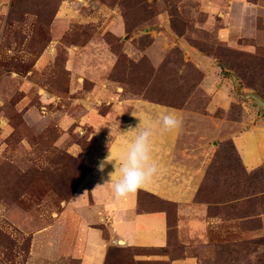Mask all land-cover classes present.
I'll use <instances>...</instances> for the list:
<instances>
[{
	"label": "rangeland",
	"instance_id": "1",
	"mask_svg": "<svg viewBox=\"0 0 264 264\" xmlns=\"http://www.w3.org/2000/svg\"><path fill=\"white\" fill-rule=\"evenodd\" d=\"M251 82L264 88V0H3L0 264H80L57 258L64 206L136 99L199 119L180 158L202 166L201 226L184 214L178 230L179 206L141 193L168 212V246L116 242L105 264H264V165L246 170L232 142L264 122L240 96Z\"/></svg>",
	"mask_w": 264,
	"mask_h": 264
},
{
	"label": "crops",
	"instance_id": "2",
	"mask_svg": "<svg viewBox=\"0 0 264 264\" xmlns=\"http://www.w3.org/2000/svg\"><path fill=\"white\" fill-rule=\"evenodd\" d=\"M3 0H0V5ZM131 105L132 110L122 117L121 132H125L129 126L135 127L140 121L136 116L155 121L161 114L174 113L182 120L183 126L178 132L157 134L152 141V156L159 163L161 173L158 178L146 188L138 190L135 194L115 199L112 185L115 182L114 175L111 182L103 184L101 174L97 172L98 160L108 153V146L104 153L94 161L86 176L76 187L72 198L65 204L63 210L61 230L64 237L58 239L59 246L57 258L71 256L77 258L80 264H105L107 251L116 242L126 248L140 250H160L168 246L170 241V226L168 212L163 208H144L140 201V194L153 195L159 200L177 204L178 230L185 226L181 217L187 214L186 227L191 231L201 225L189 220L188 216L194 213L193 202L200 183L201 165L186 168L182 163L180 152L184 154L182 140L187 126L193 128L199 126V119H190L182 109L172 108L150 100L136 99ZM113 110H116L115 106ZM189 118V119H188ZM116 126L114 130H116ZM131 132L128 136H131ZM128 140L122 136L119 129L115 131L110 149L119 154ZM232 142L246 170H254L264 165V122H257L240 131L232 137ZM184 162V161H183ZM111 165L107 171H112ZM106 176V173H105ZM98 184H103L96 187ZM188 204V205H187ZM186 219V217H185ZM153 257V256H151ZM148 256L140 258H151ZM157 258V257H156ZM161 260H169L167 256ZM170 264H190L189 259L174 260Z\"/></svg>",
	"mask_w": 264,
	"mask_h": 264
},
{
	"label": "clouds",
	"instance_id": "3",
	"mask_svg": "<svg viewBox=\"0 0 264 264\" xmlns=\"http://www.w3.org/2000/svg\"><path fill=\"white\" fill-rule=\"evenodd\" d=\"M131 115L137 117L140 122L135 127L129 126L125 132H121L119 128L120 134L128 140L123 150L119 154L114 153L108 143V153L99 159L96 165V170L101 174L103 184L111 182L113 176H116L112 191L117 200L135 194L158 178L161 168L152 156L153 137L157 132L160 134L178 132L183 126L182 120L171 112L161 114L155 121L148 120L147 122L140 116L132 113ZM117 123L119 127V122L117 121ZM107 127L111 131V125ZM130 132L132 134L129 137ZM110 165L113 170L106 172ZM103 184H98L96 187Z\"/></svg>",
	"mask_w": 264,
	"mask_h": 264
},
{
	"label": "water",
	"instance_id": "4",
	"mask_svg": "<svg viewBox=\"0 0 264 264\" xmlns=\"http://www.w3.org/2000/svg\"><path fill=\"white\" fill-rule=\"evenodd\" d=\"M240 96L245 98V99H250L254 102H256V104L261 108L262 111H264V98L261 97L258 92H256L255 90H251L249 92H243L240 93Z\"/></svg>",
	"mask_w": 264,
	"mask_h": 264
},
{
	"label": "trees",
	"instance_id": "5",
	"mask_svg": "<svg viewBox=\"0 0 264 264\" xmlns=\"http://www.w3.org/2000/svg\"><path fill=\"white\" fill-rule=\"evenodd\" d=\"M247 87L249 88V89H253V90H255V91H257L258 92V94L261 96V97H263L264 98V88L262 87L261 89H258L257 87H255V83L254 82H251V83H248L247 84ZM233 147H234V145H233ZM234 150H235V148H234ZM238 156V155H237ZM239 157V156H238ZM240 159V158H239ZM241 161V160H240ZM79 185V184H78ZM172 203V202H171ZM174 204V203H173ZM168 220H169V215H168ZM170 226V225H169ZM106 260H107V258H106ZM106 263V262H105Z\"/></svg>",
	"mask_w": 264,
	"mask_h": 264
}]
</instances>
